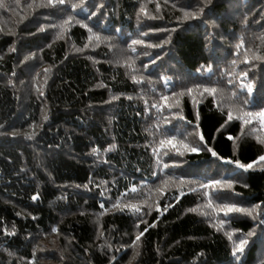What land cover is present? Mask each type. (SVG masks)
<instances>
[{"label":"trees","instance_id":"16d2710c","mask_svg":"<svg viewBox=\"0 0 264 264\" xmlns=\"http://www.w3.org/2000/svg\"><path fill=\"white\" fill-rule=\"evenodd\" d=\"M39 3L2 0L7 6H0V264H264L258 220L190 212L208 197L204 190L188 191L194 184H180L181 177L233 180L234 190L220 193L223 199L213 193V202L260 205L264 213V170L226 162L251 163L264 155L256 139L264 130L257 120L225 123L229 105L234 116L240 108L264 106V0L207 6L204 0H86V11ZM101 3L104 8L91 15ZM201 7L203 14L184 19L181 9ZM69 15L74 19L57 39ZM93 33L100 41H89ZM169 37L162 48L148 47ZM138 38L145 44L132 52L129 45ZM132 76L144 79L137 83ZM241 80L254 82V91L241 88ZM195 84L218 94L195 91L196 104L192 95H179ZM172 136L183 155L161 145ZM179 142L202 150L188 152ZM117 200L144 211L115 209ZM219 219L226 223L219 226ZM232 230L237 241L256 233L239 259L225 234Z\"/></svg>","mask_w":264,"mask_h":264},{"label":"snow or ice","instance_id":"6c2138e0","mask_svg":"<svg viewBox=\"0 0 264 264\" xmlns=\"http://www.w3.org/2000/svg\"><path fill=\"white\" fill-rule=\"evenodd\" d=\"M204 2H205V6H207L208 4H210L212 2V0H204ZM66 3H69L70 7L72 9L80 8V9H84L85 11L87 10L85 8L86 0H77V2H71V0H40L39 7L55 8L58 5H65ZM0 6H7V5H3L2 4V0H0ZM156 7H157V9H159L160 5L157 4ZM102 8H104V4L103 3L99 4V6L96 7V12H92L91 15H96V13L100 12V10ZM181 11H183L184 19L187 20V19L197 18L198 14H203L204 8L203 7L199 8L198 12H191V11L184 10V9H181ZM140 12L143 13L145 16H148V12H147V9L145 7L142 6L140 8ZM151 18L155 19L157 17L153 16ZM73 19H74V17L69 15L67 17V19L63 22V24L59 25L60 32L57 34V39L63 38L64 31H65L64 25L71 23L73 21ZM76 23L81 24L84 28L88 29L89 33H92V29L88 26V24L84 23L81 20H76ZM41 30H43V29H41ZM149 31L152 32V31H168V30L167 29H150ZM172 31H175V29H173ZM141 35L144 36V37H147L149 35V32L142 33ZM93 36L95 37V39L97 41H100V36H99V34H96V33H93L92 35L89 36V38H88L89 41H91L93 39ZM105 39L111 40V37H106ZM165 43H170V37H169L168 40L163 41L160 44H149L148 47H151V48L160 47V48H162ZM142 44H145V40L144 39H141V38L133 39L131 41V45H129V47H130L132 52H135L136 48L134 46L135 45H142ZM85 47H88V45L86 44ZM237 47H240V45H237ZM11 50L15 51L14 48L11 49ZM77 50L79 51V49H77ZM245 58L247 59V55H246ZM256 58L258 59L259 57L257 56ZM25 59H29V57H26ZM129 60H131L130 57L128 58V60H125V64H128ZM153 63H155V61H153ZM233 64H235V61H233ZM144 67L147 68L148 66L144 65ZM208 70L211 71V68H209ZM47 71H48V69H45V72H47ZM242 75L246 78L247 77V72L242 73ZM132 79L135 82L140 83V82L143 81L144 77L141 76V77L137 78L136 76H132ZM167 82H168L167 79H165V83H167ZM232 82H233L232 80L228 81L229 84H231ZM240 87L244 88V89H247L248 93H252L254 91L255 84L252 81H248L247 83H245L244 80H241ZM201 89H202V91H199ZM195 91H199V94L201 96H203L204 93H207L208 95H211V96H214V97L218 94V89L215 88V87H209L207 85L195 84V85H193L191 87H187L186 89L181 90L179 95H181V96H183L185 94L192 95ZM172 95L176 96L177 93H172ZM232 95L235 96V93H233ZM113 99H119V96H113ZM129 99H132V98L129 97ZM161 99L165 102V104H167V102H168V97L167 96H163V97H161ZM192 101H193V104L197 103L195 95H192ZM145 103H147V101H145ZM177 103H179V101H177ZM245 104H247V101H245ZM153 106L161 108V109L164 107V105H160V104H156V105H153ZM167 106L169 108L174 107V105H171V104H167ZM228 107H229V111L227 112V120L225 121V123H227L228 121H231L233 119H238V120H241L243 122V124L249 125V124L252 123L253 120H257L259 122V124L261 125V129L264 130V106H260L258 111H245L244 108H240L239 109L240 114L236 115V116L233 115V111H232L233 106L229 105ZM198 116H199V113L197 112V117ZM44 119H47V116H45ZM164 119H165V123H171V121L169 119H167V118H164ZM221 127H223V125H221ZM253 131H255V130H253ZM199 139L201 141H204V136H203L202 133L199 134ZM229 139H233V138L231 136H229ZM256 139L260 143L264 144V137L257 136ZM160 143H161V145H164V144L170 145L171 147L175 148L176 151L180 155L184 154V152H181L180 148L177 146L176 137L175 136H172V137H169L167 139H164ZM179 143H182L183 144V148L186 151H188V152L196 153V152H199V151L202 150L199 147H193V146H191V145H189L187 143H183V142H179ZM111 147L114 148L115 145H112ZM154 151H155V149H154ZM208 151H210L213 156H217L219 159H224L223 157H219L218 153L214 149L209 148ZM92 153L99 154V148L98 147H94L92 149ZM165 154H167V153H165ZM226 162L227 163H233V164L237 165V167L239 169L245 170V171L251 170L254 167H259L260 170H264V155H260L257 159L253 160L251 163H243L239 159H235V160L229 159ZM164 167L168 168L169 165L165 164ZM171 179H172V177H168L162 183L165 186H167L169 180H171ZM185 183H187L189 185H193V184L196 185V187H191L190 186L188 188V191L197 192V191H200V190H204V195L208 197L205 205H197L195 208L188 209V211H190V212L199 211L201 215H205V216L215 215L217 217L219 216L220 213H223L225 218H234V217L231 216V214H244L246 216L251 217L253 220H258L259 221V223L257 225L258 227L264 226V219H260V215H264V213H260V212L257 211L258 209H260V205H254L251 208H248V207H243V206H241L238 203H229V202L214 203L213 202V199H212L213 193L215 195H217L218 198L223 199V197L220 196V193L224 192L225 190H234V181L233 180L212 179V180H209L208 183H202V182H199V181H196V180L185 181L184 178L181 177L180 178V184L183 185ZM85 187H87V185H85ZM245 187H247V185H245ZM209 189H212L213 192H209L208 191ZM131 191L135 192L136 188L133 187L131 189ZM157 191L163 192V189H157ZM180 194L181 195L184 194V191H183L182 187H181ZM236 195H239V194L237 193ZM38 196H39V194L37 193V195L33 196L32 199H37ZM205 207L211 209L212 210L211 213H209L207 211H204L203 209ZM113 208L118 209L120 211H123L124 209L131 208V210L133 212H137V213L144 211L143 208H141L137 204H127L126 203V204H123V206L121 207V204H120L119 200H117L113 204ZM149 208H151V206H149ZM141 223H145V221L141 220ZM225 223H226L225 219H219L217 221V224L219 226H223ZM217 224H214L213 226L217 227ZM152 226H154V225H152ZM217 230H219V227H217ZM54 231H58V229H54ZM145 231H147V229H145ZM235 231L236 230H232L230 232H226L225 234L228 236L229 240H232V243H233V247H232V250H231L232 251V255L234 257H236L237 259H239L240 256H242L245 253L246 247L249 244V239L252 236H254L256 233H255L254 230L250 231L247 234L246 237L240 238L237 241V240H233V236L235 235ZM5 232H7V229H5ZM10 234L14 235L15 234V230L13 229L12 233H10ZM143 235H144V232H140L138 235H136L135 240L133 241V246L134 247L137 246V242L140 241V239H141V237Z\"/></svg>","mask_w":264,"mask_h":264}]
</instances>
